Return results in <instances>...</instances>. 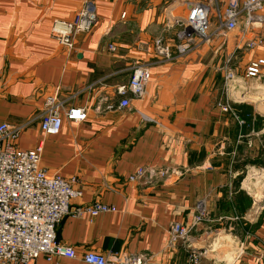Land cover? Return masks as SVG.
<instances>
[{
	"label": "crops",
	"instance_id": "0c3cea01",
	"mask_svg": "<svg viewBox=\"0 0 264 264\" xmlns=\"http://www.w3.org/2000/svg\"><path fill=\"white\" fill-rule=\"evenodd\" d=\"M84 1L0 0V124L24 126L17 148L41 145L45 169L78 180L81 198L71 210L97 202L115 207L96 217L66 216L57 237L77 257H40L36 264H87L81 261L87 251L139 256L145 264H187L186 246L170 251L166 242L172 224H192L199 203L207 221L191 232V245L204 253V264H264V65L256 77L246 76L252 62L264 60V21L250 32L230 33L223 45L215 39L163 63L153 42L174 39L177 29L168 23L170 11L178 12L175 4L94 0L91 31L76 34L71 48L59 45L51 27L72 21ZM250 41L258 45L248 48ZM230 54L233 79L226 83L222 66ZM143 64L149 79L141 97L128 93L129 107L119 108L116 88ZM51 95L67 107L86 108L87 119H64L58 135L45 136L39 115ZM226 99L234 110L250 113L251 122L239 126L240 114L220 111L217 103ZM146 166L183 175L128 181Z\"/></svg>",
	"mask_w": 264,
	"mask_h": 264
},
{
	"label": "built area",
	"instance_id": "2783aa9c",
	"mask_svg": "<svg viewBox=\"0 0 264 264\" xmlns=\"http://www.w3.org/2000/svg\"><path fill=\"white\" fill-rule=\"evenodd\" d=\"M177 6V11H170L168 27L176 28L174 39L159 36L153 42L156 56L160 62L170 63L185 58L208 46L217 39L223 45L230 33L240 30L242 33L259 28L264 21L262 15L263 0H169ZM124 17V16H122ZM97 22L94 0H85L83 7L72 21L55 22L50 33L59 45L72 47V41L78 33H89ZM258 45L250 41L246 45L252 48ZM111 50L115 48L111 45ZM234 54L223 60L222 70L225 82L233 79ZM264 60L252 62L246 69V76L254 78L259 73ZM149 66L138 65L132 68L126 86H118L116 94L121 97L118 107L127 109L130 97H141L149 79ZM40 113V131L46 136L58 135L63 120L73 123L87 119V109L67 107L65 100L56 95L45 98ZM217 107L223 113L238 112L231 102H218ZM138 113L143 122L155 123L145 113ZM238 114H240L238 112ZM253 121V120H252ZM239 126L244 120L237 117ZM24 126L0 124V264H36L43 257L50 261L55 257L74 259L77 253L74 247L58 240L57 227L68 215L81 217L87 213L96 217L100 213L114 212L115 207L100 202L71 210V203L81 198L76 188L75 177H62L51 173L41 165L43 148L37 145L23 151L16 142ZM252 143H248L251 147ZM181 169L170 167H139L128 177L129 182H152L179 179ZM233 187L227 189L232 196ZM198 214L192 224L174 223L170 226L167 250L172 251L178 244L186 247L187 264H204L203 252L191 245V232L197 225L207 221V211L199 203ZM81 261L87 264H145L139 256L97 254L92 251L82 253Z\"/></svg>",
	"mask_w": 264,
	"mask_h": 264
},
{
	"label": "trees",
	"instance_id": "16d2710c",
	"mask_svg": "<svg viewBox=\"0 0 264 264\" xmlns=\"http://www.w3.org/2000/svg\"><path fill=\"white\" fill-rule=\"evenodd\" d=\"M237 110V109H236ZM239 113H240V119L241 120H244V123L247 121V119L249 120V122H251V118L250 117H248V118H246V116H251V114L250 113H246L245 114V112H244V110L242 111V110H237ZM253 122V121H252Z\"/></svg>",
	"mask_w": 264,
	"mask_h": 264
},
{
	"label": "water",
	"instance_id": "95a60500",
	"mask_svg": "<svg viewBox=\"0 0 264 264\" xmlns=\"http://www.w3.org/2000/svg\"><path fill=\"white\" fill-rule=\"evenodd\" d=\"M236 114L238 115V112H236Z\"/></svg>",
	"mask_w": 264,
	"mask_h": 264
}]
</instances>
